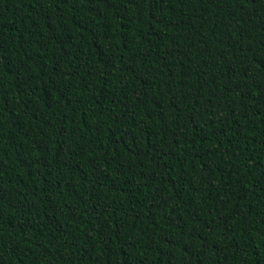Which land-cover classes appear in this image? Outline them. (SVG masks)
Here are the masks:
<instances>
[{
	"label": "trees",
	"instance_id": "trees-1",
	"mask_svg": "<svg viewBox=\"0 0 264 264\" xmlns=\"http://www.w3.org/2000/svg\"><path fill=\"white\" fill-rule=\"evenodd\" d=\"M0 264H264V0H0Z\"/></svg>",
	"mask_w": 264,
	"mask_h": 264
}]
</instances>
